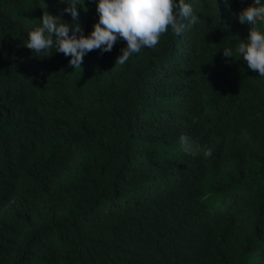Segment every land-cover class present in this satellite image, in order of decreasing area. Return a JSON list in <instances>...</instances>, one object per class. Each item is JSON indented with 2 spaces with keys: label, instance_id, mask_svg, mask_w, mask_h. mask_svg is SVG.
<instances>
[{
  "label": "trees",
  "instance_id": "16d2710c",
  "mask_svg": "<svg viewBox=\"0 0 264 264\" xmlns=\"http://www.w3.org/2000/svg\"><path fill=\"white\" fill-rule=\"evenodd\" d=\"M202 4L125 63L118 38L75 68L24 46L45 11L73 23L67 3L0 0V264H264V78L222 55L258 5Z\"/></svg>",
  "mask_w": 264,
  "mask_h": 264
},
{
  "label": "clouds",
  "instance_id": "9594fccd",
  "mask_svg": "<svg viewBox=\"0 0 264 264\" xmlns=\"http://www.w3.org/2000/svg\"><path fill=\"white\" fill-rule=\"evenodd\" d=\"M60 2L69 5L63 11L70 13L73 23L45 11L39 25L27 32L24 46L41 58L49 57L50 51L55 49L54 52L70 56L69 63L75 68L90 50L110 52L118 38L126 41L116 62L123 64L142 48L155 47L166 31L178 36L186 27L199 24L201 16L194 11L193 3L203 7L202 0H95L99 19L85 36L78 22L80 0ZM255 4L258 6L243 8L238 16L241 24L251 25L247 38L225 47L222 55L232 59L241 57L248 69L264 78V4L260 0H255ZM181 18H187L189 23L185 25ZM179 142L185 152L191 151L185 135L179 137ZM208 154L204 152L205 156Z\"/></svg>",
  "mask_w": 264,
  "mask_h": 264
}]
</instances>
